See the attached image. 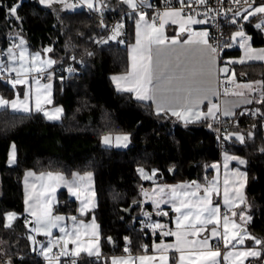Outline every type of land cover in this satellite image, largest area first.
Masks as SVG:
<instances>
[{
	"label": "trees",
	"instance_id": "1",
	"mask_svg": "<svg viewBox=\"0 0 264 264\" xmlns=\"http://www.w3.org/2000/svg\"><path fill=\"white\" fill-rule=\"evenodd\" d=\"M160 0H153L158 3ZM19 4L21 21L9 19L7 7ZM108 8L91 16L86 9L70 11L64 4L43 6L40 0H0V44L9 47L22 35L32 52L51 48L56 65L77 58L70 74L53 72L54 104L64 109L61 122H49L40 113L22 115L0 110V264H46L41 253L33 250L30 221L24 213L23 176L27 170L36 173L59 171L70 177L73 172L95 175L99 205L93 213L100 225L104 255L122 254L124 247L132 253L143 251L153 241L163 239L146 226L156 215L150 205H143V181L138 168L156 169L161 183L204 182L213 173L211 165L220 159L215 142L217 123L203 120L184 125L171 114L160 113L150 103L135 100L132 95L116 91L111 76L128 69V48L134 41L136 12L122 13L118 0H109ZM119 7V9H116ZM124 15V36L110 44L95 45L94 39L105 35L106 22ZM232 27L229 29L231 33ZM253 46L264 47V36L252 25L245 27ZM122 41V42H121ZM91 53V55H88ZM240 54L239 50L224 57ZM247 80L264 83L262 64L243 65ZM11 88L0 81V94L11 96ZM256 97L248 111L237 114L234 123L244 137L227 142V152L246 160L247 183L245 203L246 230L264 240V102ZM211 125V126H209ZM234 129H231L233 131ZM230 131V133H231ZM108 134H128L131 144L120 150L102 146ZM17 148V163L11 167V146ZM197 164L194 174L188 172ZM177 168L175 176L167 171ZM137 201L142 204L129 210ZM154 215L146 217L144 211ZM15 211L18 217L5 226V213ZM56 214H75V203L66 191L59 194ZM91 216V215H90ZM88 216V217H90ZM168 222L172 217L167 215ZM141 221L145 223L142 224ZM111 237L115 249L108 243ZM128 238L130 243L125 241ZM248 245H255L251 239ZM264 248V244L259 245ZM72 264V261H61ZM75 264H104L102 259L81 256Z\"/></svg>",
	"mask_w": 264,
	"mask_h": 264
},
{
	"label": "snow or ice",
	"instance_id": "2",
	"mask_svg": "<svg viewBox=\"0 0 264 264\" xmlns=\"http://www.w3.org/2000/svg\"><path fill=\"white\" fill-rule=\"evenodd\" d=\"M122 2L134 12L137 9L140 10L136 12L139 17L135 22L136 43L130 52L129 68L124 74L112 77L117 89L133 93L138 100L151 101L155 105L157 114L170 112L172 116L186 122L190 119L198 120L202 116L215 119V111L219 110V105L212 103L210 97L219 95L217 88L219 83L217 47L209 43L207 31L194 33L186 27L187 25L205 22L207 13L212 11L207 6V0H195L197 4L204 5L205 19H194L191 14L182 15L185 7L190 12L193 11L192 0H187V3L186 0H178L179 7L168 6L163 11H158L152 17L151 22L145 19L146 14L143 11L144 7H151L147 0H122ZM233 2L239 5L241 0H233ZM40 3L49 6L53 3H61L65 7H74L66 4L65 0H40ZM84 3L88 8H94L92 0H84ZM244 4L246 5L244 19L257 13L264 14V4L254 6L249 4L248 0H244ZM5 7H7L8 12L7 18L21 21L17 12L18 3ZM233 15H241L239 9ZM169 22L179 25L180 32H189L187 38L178 41L176 37H172L171 44H167L166 41L169 38L164 35V28ZM233 22L235 21L233 20ZM122 27V24L118 22L113 27L109 38L115 40L120 35ZM257 27H261V25L258 24ZM15 35L19 43H14L6 49L8 63L0 62V79L6 80L13 88L17 85H27L28 88L23 91V98H21L20 93H17L15 98L11 100L0 96V108H11L14 112L29 113L32 110L30 100L34 97L36 111H43L42 102L51 103L52 85L50 82L42 84L41 77L45 74L46 69L54 65L56 61L52 58L42 59L39 52L29 54L28 50L23 47L26 43L24 38L19 36V33ZM237 36L243 37L244 33L237 31L233 34L232 39L234 40ZM240 46L245 48L243 40ZM14 48L19 49V54L13 50ZM44 51L50 52L51 49L47 48ZM245 58L264 60V49L245 48V55L241 57L239 62L243 63ZM69 70L71 71V69ZM223 71L227 72V68H224ZM3 73H8V75L4 76ZM12 73H15L14 77L11 75ZM31 73L37 74L31 77L35 84L34 91L29 85V74ZM47 78L50 81L51 73H48ZM231 82L235 89L247 88L249 92L256 91L252 87V83H262L255 81L241 85L234 79ZM224 94L238 97L245 95L243 91H233L228 87L224 88ZM204 100H208L210 105L206 113L197 107ZM242 102L249 103L250 100L245 99ZM235 106V103L225 102L223 115H233ZM61 112L62 109L57 107L51 113L44 111V115L50 120H58ZM237 139L241 142L244 141V137L239 134H237ZM127 140V135L116 136L118 144ZM103 142L110 144V135H105ZM14 160L15 145L12 146V151L9 154V163ZM230 160H238L240 164L245 163L239 157L225 153L222 181L218 166L213 164L211 167L217 170V175L211 180L205 177L203 183L196 180L177 184L154 183L150 191L142 189L141 194L145 199L151 201L153 207L157 209L158 215H168L167 211L161 209L162 204L169 205L170 211L175 214L174 228L159 222H148L146 226L153 233L159 229L161 237H174V241L168 243L163 239L159 243L153 241L151 254L147 244H142L143 252L135 255L132 254L131 248L126 244L123 252L127 255L113 256L111 264H169L170 252L178 254V258H173L172 264H220L219 241H222L226 248L231 245L233 249L223 256L227 264H244L247 257L259 256L260 252L254 248L237 249V245L244 244L246 237L254 240L256 245L264 244V240L251 236L241 224L233 219L237 215L241 221L245 219L243 211L238 214L234 209L245 202L243 188L246 174L238 169L230 170L228 166ZM137 171L144 179H151L156 174V169H153L150 175L146 174L143 168H138ZM71 175L72 179L69 180L59 171H42L39 175L33 171H28L24 177V203L26 211L30 212L35 222L32 231L46 237H52V229L59 228L63 234L54 240H50L46 247L41 248V253L49 264H56L60 255L78 256L82 251L87 252L90 256H100L98 225L94 219L91 223H85L83 220H77V217L73 215L70 217L72 225L69 229L66 224L61 223L65 221V216L53 215L54 197L51 194L62 184L81 201L79 212L82 216L93 206L92 197L95 193L91 191L92 173L85 172L80 175L73 172ZM29 178L33 179L30 180ZM221 194L225 208L223 214L221 213V203H214L213 200L214 196L221 197ZM143 215L149 218L151 216L148 212H144ZM15 216L16 213L14 212L6 214V227L11 226V221ZM141 223L144 224L145 222L141 221ZM209 225H212L210 229ZM203 233L209 234L202 235ZM86 236L91 237L87 242L83 239ZM29 238L33 240L34 244L39 243L34 238ZM213 238L218 239L217 246L210 243ZM108 239L111 241V237ZM124 239L130 243L127 237ZM69 243L74 245L71 253L68 251ZM54 246H59L60 252L49 256L48 254L53 251ZM72 264L75 262L73 261Z\"/></svg>",
	"mask_w": 264,
	"mask_h": 264
},
{
	"label": "crops",
	"instance_id": "3",
	"mask_svg": "<svg viewBox=\"0 0 264 264\" xmlns=\"http://www.w3.org/2000/svg\"><path fill=\"white\" fill-rule=\"evenodd\" d=\"M74 1H77V0H70V2H74ZM109 0H95V4H96V11L95 13H103L105 12L109 7L110 5H108ZM119 3H120V6L122 7L121 10H123L122 13H131V12H134L131 8H129L126 4H124L122 2V0H118ZM244 2V0H241ZM249 1H252V0H248ZM255 1L254 3V6H259L261 4H264V0H253ZM66 4L68 5H71L70 3H68L66 0H65ZM147 3L152 5L153 4V0H147ZM65 7V6H64ZM67 8V7H65ZM84 9H88L86 6L83 7ZM246 8V7H245ZM245 8L242 9V10H239L241 15L237 16L240 20V23H241V26L239 27H236L234 29H232L231 33H229V36H228V39L225 43V52H229V51H236V50H239L240 51V54H238L237 56H233V57H224L223 56V60L221 62H219L218 60V57H217V76H218V85H217V88H218V93L219 95L218 96H212L210 97L212 103H216L219 105V110L218 111H215V119H213L212 117H207L205 118L204 116H202L200 119H190L188 120L187 122L184 121V120H181V119H178L177 117H175V119H177L178 122L184 124V125H189V124H192V123H196V122H200V121H203V120H208V121H215L217 119V117L219 116H222L224 117L226 120L230 121V122H233V120L235 119V117L237 116V114L241 111H248L249 109L252 108L253 106V103L254 101H256V97H260L261 99L263 98L264 100V83L261 81V80H247L246 77L244 76L245 75V71L241 70V67H243V65H248V64H262L263 66V69H264V60H253V59H247L245 58L244 62L243 63H240V59L241 57H244L245 55V48H252V49H256V50H260V49H264V47H255L253 46V40H252V36L250 34H248L247 32V29L245 28L246 26L248 25H252L255 29H259L263 36H264V14H260V13H257V14H254V15H251V16H248L247 19H244L243 18V15L245 14ZM69 9V8H68ZM81 9V8H80ZM250 10V9H249ZM136 12H138L136 10ZM235 12V11H234ZM233 12V14H234ZM145 19L148 20L149 22L150 21V18H151V15L150 13L146 12L145 13ZM232 14V15H233ZM182 15H187L185 13L182 12ZM234 16V15H233ZM194 19H197L196 16H194ZM138 15H137V19H138ZM136 22V21H135ZM260 24L261 27H257V25ZM186 27L190 28L192 32L194 33H198V32H204V31H207L205 29H202L198 26V24H191V25H187ZM135 25H134V41L133 43H131L129 45V48H128V58H129V64H128V68H129V65H130V52H131V49L132 47L135 45L136 43V35H135ZM237 31H242L244 33V36L243 37H239L237 36L234 40L232 39V36L235 32ZM208 33V36H207V39L210 43V39H209V32L207 31ZM164 35L166 37H168V41H166L167 44H171V38L172 37H176L178 41H183L184 39L187 38V36L189 35V32H180L179 30V25L177 24H172L171 22H169L168 24L165 25V28H164ZM244 41L245 42V48H241L240 46V43L241 41ZM16 43L17 44V41L14 40L13 44ZM12 44V45H13ZM11 46V45H10ZM27 48L29 49V47L27 46ZM15 52H17L19 49L18 48H14L13 49ZM30 50V49H29ZM31 51V50H30ZM223 53V55H224ZM52 57V54L50 55ZM53 58V57H52ZM54 59V58H53ZM55 60V59H54ZM18 63V61H17ZM174 64V61L172 62ZM57 62L55 63V66H56ZM55 66H52V68L49 70V71H45V72H50ZM224 68H227V72L223 71ZM128 70V69H127ZM125 73V72H124ZM124 73H120V74H115V75H112L111 76V81L116 89L117 92L119 93H127V94H130L132 95V97L137 100V101H140V102H144V103H150L152 105V107L155 109V105L152 104L151 101H141V100H138L135 95L133 93H130V92H126V91H123V90H118L117 89V85L116 83L112 80V77L113 76H118V75H122ZM32 75H37L36 73H31L29 74V85H31L33 91H34V88H35V84H34V81L31 79ZM222 78H228L230 80H235L237 83L241 84V85H244V84H248L250 82H255V81H260L262 83H252V87L254 89H256V91L254 92H249V90L247 88H241V89H235L234 86H233V91H243L245 93L244 97H238V96H234V95H225V94H221V90H220V80ZM51 83L52 87H51V103H44L42 102L41 104V107L43 109V111H36L35 109V101H34V97L30 100V107H31V111L29 113H24V112H14L11 108H7L8 110H10L11 112L13 113H17V114H22V115H29V114H34V113H40L41 115H43L47 121L49 122H61L63 116H64V109L62 106L60 105H55L54 104V82H53V79H52V74H51V79L50 81L46 82V83ZM43 84V82H41ZM9 87L11 88V96L7 99H14L16 94L17 93H20L21 94V98H23V91L26 90L28 88L27 85H17L15 88H13L11 86V84H8ZM0 96H3L2 94H0ZM4 97V96H3ZM250 100L249 103H243L242 101L243 100ZM225 102H229V103H235L236 106L233 108V115H230V116H225L223 115V109H224V106H225ZM59 107L62 109V112L60 113V118L58 120H50L48 119L45 115H44V111H47V112H54L55 109ZM198 109L202 112H207L208 110V107H210L209 105V101L208 100H204L202 103H200L198 106ZM4 108H0V110H3ZM156 110V109H155ZM163 113V112H162ZM167 114H171L170 112L167 113ZM234 130L231 131V133L229 134V140L230 141H234L235 139H237V134L239 135H242L237 128H233ZM110 135L111 137V143L110 144H105L103 142V137L101 139V144L102 146L106 147V148H114V149H120V150H123V149H126L130 146L131 144V137L128 135V134H108ZM123 136V135H127L128 136V140L127 141H122L121 143H117L116 142V136ZM238 140V139H237ZM240 141V140H239ZM13 146V145H12ZM12 146H11V149H10V152L12 151ZM9 152V154H10ZM227 153L228 155L230 156H236V157H239L240 159L244 160L245 163L243 164H240L238 160H230L228 162V166H229V169L232 170V169H238L240 172H243L246 174V177H245V185H244V188H243V193L245 195V190H246V183H247V173L245 171V166H246V160L240 156H237L235 154H232L230 152H225ZM225 153L221 154L220 156V159L219 161L216 163V165L218 166L219 168V175L221 176V181H222V177H223V165H224V156H225ZM17 163V148L15 146V160L11 163H9V158H8V165L13 167L15 166ZM213 169V168H212ZM28 171H33V170H27L25 172V174L28 172ZM34 172V171H33ZM36 173V172H35ZM75 173H79V172H75ZM92 173V172H91ZM25 174L23 176V180H24V177H25ZM80 175H83L84 173H79ZM151 174V172H150ZM149 174V175H150ZM37 175H39V173H37ZM65 175V174H64ZM217 175V170L216 169H213V173L211 175H209V177L207 178L208 180H211L213 177H215ZM66 176V175H65ZM67 179L71 180L72 179V175L70 177H67ZM30 180L33 179V178H29ZM147 182H149V185L146 186L144 189L146 190H151L154 186V183L155 184H168V183H161L158 181V172L156 171V174L154 177H152L151 179H147L146 180ZM199 182V181H198ZM179 183H183V182H179ZM203 183V182H201ZM173 184H177V183H173ZM23 197L25 198V184L23 183ZM61 191H66V194L68 196V199L70 201H73L75 203V214H72V215H69V214H58V215H63L65 216V221L61 222V223H64L67 222V226L69 227L70 225V217L71 216H76L77 217V220H83L85 223H91L94 219L96 225H98V234H99V241H98V246H99V249H100V256L97 257L95 255H88L87 252H80V254L78 256H75V255H72L73 257L79 259L81 256H88L90 258H96V259H102V261L104 262V264H111V258L113 256H120V255H127V253H122V254H114V255H104L103 253V248H102V236H101V230H100V225L99 223L97 222L95 216L93 215V213L96 211V209L98 208V205H99V200H98V195H97V192H96V185H95V175L92 173V177H91V191L95 193V195L92 197V201H93V206L90 207L88 209V211L86 212V214H84L83 216L80 214L79 212V208L81 206V201L78 200L74 195H72L67 187L65 185H60L56 191L54 193H52L51 195L54 197V200H53V204H52V210H53V215H57L55 213V209L56 207L59 205V194ZM213 200H214V203L215 202H219L221 203V212L223 211L224 206H223V203H222V194H221V197H213ZM245 200H246V197H245ZM31 203V202H30ZM245 203V202H244ZM244 203L240 204L238 207H236L234 209V211H236L238 214H239V210H241V208L243 207ZM147 205H150L151 206V209L153 210L154 207L151 203V201L149 200L148 201V204ZM161 209H163L164 211H167L168 214L171 215L172 217V223L170 224V222H168V220H164V219H161L163 222H164V225H167L168 227H172L174 228L175 227V221H174V213L172 211H170V206L169 205H166V204H162L161 206ZM24 213L27 215L28 219L29 217L32 218L34 220V217L31 216L30 212L29 211H26V205L24 203ZM30 215V216H29ZM91 215V216H90ZM90 216V217H88ZM233 219L236 220L237 223L241 224L242 227L244 229H246V221H241L239 219V215H237L236 217H233ZM31 219H29L30 221ZM72 224V222H71ZM35 226V222L33 224V227ZM209 229L212 227V225H209L208 226ZM70 229V228H69ZM222 230V228H221ZM34 232V231H33ZM248 232V231H247ZM35 235H36V239H38V236H42L40 238V242H45V240L49 237H46L42 234H39V233H36L34 232ZM52 237L53 239H55L56 237H59L61 235H63L60 231H59V228H54L52 229ZM249 233V232H248ZM209 233H203L202 235H207ZM250 234V233H249ZM251 235V234H250ZM163 240L168 243V242H172L174 241V237H162ZM85 242H87L88 240L91 239V237H84L83 238ZM249 241H251V239H248L247 237L245 238V242L244 244L242 245H237V249L238 250H247V249H255L257 251L260 252V255L257 256V257H247L245 260H244V264H264V248L263 247H260L259 245H248ZM160 241H157L156 243H159ZM222 241H219V243H221ZM33 243V242H32ZM210 243L213 245V246H217V243H218V239L217 238H213L210 240ZM223 243V242H222ZM233 243H235V241H233ZM255 243V242H254ZM49 243H47L45 245V247L48 245ZM224 245V244H223ZM34 246V245H33ZM39 245L37 244L35 246V252H39L41 253V249H39L38 247ZM34 248V247H33ZM74 249V245H72L71 243L68 244V251L71 253V251ZM233 250L231 245H229L227 248L224 246V252L221 253V256L219 257V260L221 261V259H223V256L226 252L228 251H231ZM149 253L151 254L152 252V244L150 245L149 249H148ZM143 252V251H142ZM141 253V252H140ZM133 255L137 254V253H132ZM42 255V258L44 257V255L41 253ZM49 256H51V254L49 253L48 254ZM173 258H178V254L177 253H174V252H170L169 253V264H172V261H173Z\"/></svg>",
	"mask_w": 264,
	"mask_h": 264
},
{
	"label": "built area",
	"instance_id": "4",
	"mask_svg": "<svg viewBox=\"0 0 264 264\" xmlns=\"http://www.w3.org/2000/svg\"><path fill=\"white\" fill-rule=\"evenodd\" d=\"M187 3V0H186ZM249 4L254 5L255 1H249ZM172 6V7H179L178 0H160L158 3H153L151 7H144L143 11L146 13H150L152 20V17L158 12L163 11L166 7ZM207 6L212 9V11L207 13V17L204 23L198 24V26L202 29H205L209 32V39L210 43L213 44V46L217 47V57L219 62H221L223 59V53L225 51V43L229 36V29L232 27H239L241 26L240 20L237 16H233V12L237 9L242 10L246 7L243 1L240 2V4H236L233 2V0H207ZM192 9L193 11H189L187 7H185L183 13L185 14H191L196 16V18L199 19H205V11H204V5H199L195 2V0H192ZM231 9V10H229ZM87 12L91 15H99V13H95L89 9H86ZM140 9H137L139 11ZM199 13V14H197ZM233 20L235 22H233ZM121 23L123 25L124 22V15H121L117 18L111 19L106 22V33L102 37H96L94 39L95 45H101V44H110L112 43V39L109 37L111 36V32L113 27L117 23ZM157 23L159 21L157 20ZM7 46H3L0 44V62H3L4 64L8 63V55L6 52ZM77 61V58L71 57L70 60L64 64L56 65L50 72H45L43 77H41V82L46 83L48 82V73L53 74V72H59V73H65L70 74L73 70V64ZM71 69V71L69 70ZM2 75L7 76L8 73H3ZM13 77L15 76V73L11 74ZM36 76V75H32ZM0 81L7 83L6 80L0 79ZM232 80L228 78H222L220 80V92L221 94H224V88L228 87L230 90H233V84L231 82ZM9 84V83H7ZM217 123V133H216V139L215 142L217 144V147L219 149L220 156L221 154L227 152V142L229 141V134L231 129L239 127L237 123L230 122L226 120L224 117L219 116L216 119ZM223 211L221 212L223 214ZM230 215V213H229ZM62 243V242H61ZM221 253L224 252V245L223 243L218 244ZM60 252L59 246H54L53 251L50 253L51 256L54 254H58ZM74 261L77 262V258L73 257L71 254L64 256L60 255L58 258V261ZM220 264H227V262L224 259H221Z\"/></svg>",
	"mask_w": 264,
	"mask_h": 264
},
{
	"label": "rangeland",
	"instance_id": "5",
	"mask_svg": "<svg viewBox=\"0 0 264 264\" xmlns=\"http://www.w3.org/2000/svg\"><path fill=\"white\" fill-rule=\"evenodd\" d=\"M68 3H70L71 5H73L74 7H67V8H65V9H68V10H70V11H75V10H79L80 8H83V7H87V5L84 3V0H77V1H74V2H70V0H66ZM95 0H92V2H93V4H94V8H92V9H90V8H88L89 10H91V11H93V12H95L96 11V4H95V2H94ZM43 6H49V5H46V4H42ZM52 5V4H51ZM50 5V6H51ZM111 7V6H110ZM109 7V8H110ZM116 9H119V7H117ZM20 36H22V35H20ZM23 38H24V40H25V44L23 45V47L24 48H26L27 50H28V53L29 54H31V53H35V52H32V51H30L28 48H27V41H26V39H25V37L24 36H22ZM16 39V41H17V44L19 43V40H18V38L16 37L15 38ZM117 39V38H116ZM115 39V40H116ZM115 40H113L112 39V41H115ZM47 48H50V47H47ZM47 48H45V49H47ZM51 49V48H50ZM39 53H40V55H41V58L42 59H47V58H52L50 55H51V51L50 52H45L44 50L43 51H39ZM17 54H19V50L17 51ZM53 59V58H52ZM52 66H55V64L54 65H52ZM52 66L50 67V68H48V69H46V71H49L51 68H52ZM144 169V168H143ZM145 170V169H144ZM145 173L146 174H150V171H147V170H145ZM139 175L141 176V174L139 173ZM141 178L143 179V181H146L147 179H144L142 176H141ZM23 183H24V180H23ZM0 190H1V187H0ZM150 191V190H149ZM142 200H143V205H147L148 204V201L149 200H147V199H145V197L142 195ZM9 212H14V213H16V216H15V218L11 221V225L15 222V220H16V218L19 216L18 215V213L17 212H15V211H9ZM9 212H7V213H9ZM144 212H146V210L144 211ZM152 212L156 215L154 218H152V222H159V223H161V224H164V222L161 220V218H160V215H158L157 214V209H153L152 210ZM7 213H5V219H6V214ZM26 215V214H25ZM244 215H245V219H244V221H249V217H248V215L244 212ZM30 216V215H29ZM32 216V215H31ZM29 219H31L30 220V237H32V238H34V240L35 241H38L39 243H33V250L35 251V246L38 244L39 246V249H41L42 247H45V245L47 244V243H49V241L50 240H54L53 239V237H49V238H47L46 240H45V242H40V238L42 237V236H38V239H36V235H35V233L32 231V229L34 228L33 227V224H34V220L32 219V218H30L29 217ZM70 221V225H69V228L71 229V219L69 220ZM7 223V220L5 221V224ZM65 224L67 225V222H65ZM158 232H160V230L158 229ZM57 238V237H56ZM32 240V239H31ZM32 242H33V240H32ZM43 260L45 261V263L46 264H49V262H48V260L45 258V256L43 257ZM56 264H62V262L61 261H57L56 262Z\"/></svg>",
	"mask_w": 264,
	"mask_h": 264
},
{
	"label": "water",
	"instance_id": "6",
	"mask_svg": "<svg viewBox=\"0 0 264 264\" xmlns=\"http://www.w3.org/2000/svg\"><path fill=\"white\" fill-rule=\"evenodd\" d=\"M122 26H123V27H122V31H121L120 35L117 36L118 39L124 36V30H125V27H124V25H122ZM196 169H197V164H191V165L188 167V172H189L190 174H194L195 171H196ZM176 172H177V168H171V169H169V170L167 171V173L170 174L172 177L175 176ZM141 204H142V201H137V202H135V203H133V204L131 205V207L129 208V210H132L133 208H137V207H139ZM147 212H148V211H147ZM148 213H150L151 216L154 215V214L151 213V212H148ZM160 218H161V219H164V220H168V219H169L167 216H163V215H160ZM108 243H109L110 245H112V248H113V249H115V241H114L113 238H111V241L108 240Z\"/></svg>",
	"mask_w": 264,
	"mask_h": 264
}]
</instances>
